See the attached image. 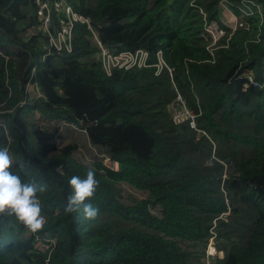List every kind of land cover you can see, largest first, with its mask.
<instances>
[{
  "label": "trees",
  "instance_id": "obj_1",
  "mask_svg": "<svg viewBox=\"0 0 264 264\" xmlns=\"http://www.w3.org/2000/svg\"><path fill=\"white\" fill-rule=\"evenodd\" d=\"M45 1L57 0H0V147L22 180L46 185L43 230L0 217V264H196L212 236L214 264H264V0L245 20L257 42L236 32L212 55L200 12L215 21L219 0H64L108 51H160L171 81L152 69L106 77L82 26L69 54L46 53ZM172 84L205 136L172 124ZM89 167L95 220L64 212L68 181Z\"/></svg>",
  "mask_w": 264,
  "mask_h": 264
},
{
  "label": "built area",
  "instance_id": "obj_2",
  "mask_svg": "<svg viewBox=\"0 0 264 264\" xmlns=\"http://www.w3.org/2000/svg\"><path fill=\"white\" fill-rule=\"evenodd\" d=\"M252 2L251 0H240L235 5H232L227 0L218 1L217 8L219 7L220 12L215 21H207L206 16L199 11L201 14L203 35L207 40L211 41V48L216 50L221 41H224V43L229 41L234 33L243 27L244 23L247 25L245 21L247 18L261 16L260 4L254 2L259 7L258 12L252 13L250 11L249 5H252ZM241 3H246L247 5L243 6ZM36 16L40 20V27L45 32L46 43L42 48L46 53L69 54L72 51L73 28L75 26H82L86 29L89 38L94 44V59L106 77L110 76L114 70L152 69L154 76H159L164 71L171 81L173 69L167 66L160 51L154 53L152 60L150 54L142 49L134 51L122 50L118 52L108 51L98 40L90 20L75 12L64 0H57L53 3L46 1L39 2ZM205 49L211 55L215 51L209 50L207 47ZM247 83L252 86L257 85L253 79L250 82L247 81ZM172 88L175 92V97L168 105V112L172 124H186L197 136H205L204 132L196 126L198 114H195L192 109L187 107L173 84ZM105 164L111 171L117 170V164L115 162L106 160ZM213 238L212 236L207 242L204 251L205 261L213 258L216 255L215 253L219 254V258H221V254L215 250Z\"/></svg>",
  "mask_w": 264,
  "mask_h": 264
},
{
  "label": "clouds",
  "instance_id": "obj_3",
  "mask_svg": "<svg viewBox=\"0 0 264 264\" xmlns=\"http://www.w3.org/2000/svg\"><path fill=\"white\" fill-rule=\"evenodd\" d=\"M15 160L8 147H0V217L14 216L30 232L43 230L46 218L39 194L46 185L35 180L24 181L13 171ZM71 193L66 198L64 212H80L87 220H95L100 209L93 204L99 181L94 168L89 167L86 176H72L68 181Z\"/></svg>",
  "mask_w": 264,
  "mask_h": 264
},
{
  "label": "rangeland",
  "instance_id": "obj_4",
  "mask_svg": "<svg viewBox=\"0 0 264 264\" xmlns=\"http://www.w3.org/2000/svg\"><path fill=\"white\" fill-rule=\"evenodd\" d=\"M219 1H221V0H219ZM228 1V0H227ZM240 1V0H239ZM238 1V2H239ZM243 6H246L247 4L246 3H241ZM218 10V12H217V16H218V14H219V12H220V9H219V7L217 8ZM249 9H250V11L252 12V13H254V12H258L259 11V7L258 6H256L255 5V3H254V1L252 2V5H249ZM237 17V16H236ZM189 20H187V22H188ZM253 25H246L245 23H244V25H243V27L241 28V29H238L236 32H238V33H243V35L245 36L244 38V40H243V45H245V44H248V43H256L257 42V33H256V30H254V32H251L250 30H251V27H252ZM189 26L188 25H185V27H184V30L186 31L187 30V28H188ZM253 29H255L256 27H252ZM235 32V33H236ZM234 33V34H235ZM234 36V35H233ZM233 38V37H232ZM231 38V39H232ZM230 39V40H231ZM230 40L229 41H227L226 43H224V41H221V43L220 44H218V47L216 48V50L217 49H225L227 46H228V44H229V42H230ZM205 45H206V47L209 49V50H215L214 48H211L210 47V43H211V41L210 40H207V39H205ZM241 78H245L248 82H250L251 81V79H252V77H251V74L249 73V72H247V73H243L241 76H240ZM244 87H246V86H244ZM79 141L81 142V143H83V141L82 140H80L79 139ZM83 147H85L86 146V143H83V144H81ZM122 200H123V198H122ZM125 201V200H124ZM26 234V233H25ZM219 241H221V243H222V240H219ZM218 241V242H219ZM179 244V246H180V248L183 250V251H185L186 253H189L190 254V256L194 259L195 257H197V255L198 254H201V251H200V246L198 245V244H192V243H190V242H179L178 243ZM207 244V243H206ZM216 255L213 257V258H210V259H207L206 261H205V257H203V259L201 260L200 258H198V260H196V259H194L195 260V262H196V264H214L215 263V258H219L220 257V255L219 254H217V253H215Z\"/></svg>",
  "mask_w": 264,
  "mask_h": 264
},
{
  "label": "crops",
  "instance_id": "obj_5",
  "mask_svg": "<svg viewBox=\"0 0 264 264\" xmlns=\"http://www.w3.org/2000/svg\"><path fill=\"white\" fill-rule=\"evenodd\" d=\"M77 141H79V139H77Z\"/></svg>",
  "mask_w": 264,
  "mask_h": 264
}]
</instances>
